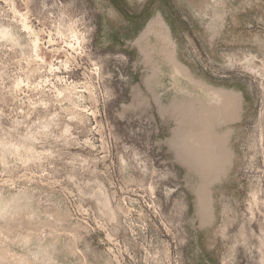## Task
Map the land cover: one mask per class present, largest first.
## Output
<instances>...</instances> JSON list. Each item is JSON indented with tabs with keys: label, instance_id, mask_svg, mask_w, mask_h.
I'll use <instances>...</instances> for the list:
<instances>
[{
	"label": "rangeland",
	"instance_id": "obj_1",
	"mask_svg": "<svg viewBox=\"0 0 264 264\" xmlns=\"http://www.w3.org/2000/svg\"><path fill=\"white\" fill-rule=\"evenodd\" d=\"M0 264H264V0H0Z\"/></svg>",
	"mask_w": 264,
	"mask_h": 264
}]
</instances>
